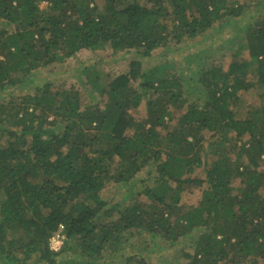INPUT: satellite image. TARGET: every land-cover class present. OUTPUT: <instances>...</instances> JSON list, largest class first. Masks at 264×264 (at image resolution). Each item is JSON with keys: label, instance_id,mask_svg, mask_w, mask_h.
Returning a JSON list of instances; mask_svg holds the SVG:
<instances>
[{"label": "trees", "instance_id": "16d2710c", "mask_svg": "<svg viewBox=\"0 0 264 264\" xmlns=\"http://www.w3.org/2000/svg\"><path fill=\"white\" fill-rule=\"evenodd\" d=\"M104 1L101 9L99 0H0V24L18 25L13 31L0 27V91L29 87L39 69L83 49L139 53L108 88L96 84L106 95L104 105L83 108L80 92H54L50 83L0 101V264H70L69 251L82 256L73 259L78 264H112L107 251L147 264L123 253L126 244L147 236L177 243L184 237L196 245L185 264H222L228 257H237V264L263 262L264 14L235 52L247 50L248 57H236L227 70L202 69L203 91L196 86L189 98L180 76L165 74L162 65L144 69L140 56L196 38L216 22L240 16L246 4ZM88 74L91 80L92 70ZM255 87L261 104L239 118L240 91ZM145 99L147 115L137 119L129 110ZM52 113L63 128L47 126ZM206 130L216 138L210 163L202 156ZM146 166L158 177L140 192L143 197L107 207V184L135 186ZM201 167L205 178L190 175ZM237 177L244 178L240 187L233 184ZM192 186H204L196 206L182 201ZM60 230L67 240L55 251L50 239ZM144 249L149 246H138L139 253Z\"/></svg>", "mask_w": 264, "mask_h": 264}, {"label": "rangeland", "instance_id": "374dc122", "mask_svg": "<svg viewBox=\"0 0 264 264\" xmlns=\"http://www.w3.org/2000/svg\"><path fill=\"white\" fill-rule=\"evenodd\" d=\"M238 1L246 4L245 10L240 16L222 19V21L216 22L212 28L196 38H186L183 42L153 49L150 55L140 56L143 61V68L148 69L149 67L153 68L162 65L165 74L169 76H180V78L183 79L182 82L185 84L184 96L194 98L193 94H190V92L194 91L196 86L199 87L196 90L197 92L203 91V87H200L202 84L198 80L199 73L202 69L205 67L210 68L212 65H219L227 70L229 64L236 57L237 59L248 57L247 50L238 56L235 52L246 42V31L250 24L256 22L264 14V0ZM99 4L101 9L105 8L104 0H99ZM45 5L46 3L42 4V6ZM6 22L5 20L2 21L0 27L4 26L10 31L18 28L17 24ZM138 57L139 53L134 50H119L114 52L111 48L99 49L96 51L83 49L75 56L68 58L64 63H55L41 68L37 72L35 71L36 73L34 74L36 75H33L34 79L29 83V87H20L17 85L16 87H7L4 92L0 91V101L10 98L18 100L20 96L27 92L34 93L37 85L43 87V85L50 83L53 91L65 88L70 91L76 90L80 92L83 108L91 104L104 105L106 95H102L97 89L96 84L108 88L109 82L121 73L129 71L130 61ZM90 70H92L93 73L91 75V80L88 74ZM138 81L139 80L135 81L136 83L134 84L137 85ZM260 91L261 89L257 87L247 91H240L239 100L235 105L236 115L239 118L246 117L248 111L261 104ZM146 100L147 99H145L139 107H132L129 110L137 119L147 115ZM174 111L176 112V116L182 114L180 109ZM49 120L52 121V123L47 124L50 128L58 130L61 126L62 128L64 126V123L61 124L59 121L60 117H55L54 114L49 117ZM205 132L206 139L203 143L202 156L207 163H210L216 159L217 156V148L214 143L216 138L211 137L210 131L206 130ZM149 167L146 166L137 175L138 181L135 186H130L126 183L117 184L114 182L107 184L102 191L103 199L108 202L107 207H113L115 205L123 207L127 204L134 203L136 199L142 198L143 196L141 193L143 190L150 184L154 185V177H158L157 172L155 173L154 170H151L155 167L151 169ZM148 169H150L152 173L149 177ZM190 175L205 178V170L201 167ZM233 184L235 187L242 186L244 184V178H235ZM204 186H206V184ZM203 187H190L184 192L182 201L188 205H198L201 200ZM117 211L118 210H115L114 213H117ZM52 238L53 236L50 239V247ZM150 238V236L142 240L137 238L136 244H126L127 247L124 249L123 253L128 254V256L132 254H136L138 257L142 256L146 259L147 264H185L188 262V258L185 254L187 252L192 253L194 251V246H196H191L190 241H186L184 237L180 238L178 243L166 239ZM145 239L147 240L144 241ZM66 240L67 236L65 235L64 243ZM138 246H149V249H144L141 254L138 252ZM150 246H152V248ZM63 254L65 256L66 252ZM61 256L65 258L63 255ZM123 256L127 255L118 256L114 251H107L106 253V259L112 262V264H138L137 258L132 259L131 262H127V258ZM66 258L70 260V264H78L73 259H81L82 256L76 252L73 253L69 251ZM227 262L237 264V257H234L233 260L231 257H228L222 261V264H226ZM241 262L242 264H253L252 258H246ZM59 264L66 263L60 262ZM259 264H264V261H260Z\"/></svg>", "mask_w": 264, "mask_h": 264}, {"label": "built area", "instance_id": "2783aa9c", "mask_svg": "<svg viewBox=\"0 0 264 264\" xmlns=\"http://www.w3.org/2000/svg\"><path fill=\"white\" fill-rule=\"evenodd\" d=\"M57 235H53V238L51 240V249L55 251H59L63 247L64 243V233L60 230L55 233Z\"/></svg>", "mask_w": 264, "mask_h": 264}]
</instances>
